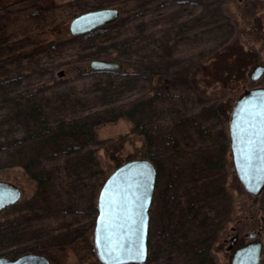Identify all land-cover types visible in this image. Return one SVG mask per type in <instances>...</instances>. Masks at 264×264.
Segmentation results:
<instances>
[{
  "label": "rangeland",
  "instance_id": "obj_1",
  "mask_svg": "<svg viewBox=\"0 0 264 264\" xmlns=\"http://www.w3.org/2000/svg\"><path fill=\"white\" fill-rule=\"evenodd\" d=\"M120 3L125 5L121 20H114L109 32L95 40L66 32L75 15ZM31 5L43 6L45 23L24 15ZM41 28L45 44L29 46L26 58L13 59L0 70L7 77L16 73L21 78L15 83L19 92L33 93L51 114L88 116L96 124V139L87 143L85 152L91 151L96 160L76 171V159L67 161L62 146L48 144L38 155L49 172L44 186L14 164L17 159L9 157L8 150L1 151L0 179L17 183L23 195L0 211V256L36 252L47 255L51 264H102L94 250V223L104 174L119 161L150 153L159 169L150 208V252L141 264H231L233 248L228 247L234 235L241 244L259 231L257 238L264 243V190L254 196L244 188L228 140L235 100L245 89L264 85V74L257 80L250 76L254 66L264 63V0H0V39L19 47L36 39ZM105 49L129 67L131 84L123 87L119 103L153 96L150 89L159 75L153 73L151 80L139 68L150 67L170 79L168 88L147 107L141 125L125 117L103 121L101 106L86 105L100 93L95 91L99 82L116 78L88 68L89 52ZM6 88L0 87V121L9 113L8 106L3 107ZM9 125L0 122V129L9 130ZM15 127L16 137H22V126ZM167 135L178 139L180 151H165ZM205 159L223 162L210 167ZM189 205H194L193 219L184 215ZM171 220L178 228L171 227ZM165 229L176 236L177 230L180 235L187 232L195 250L184 248L186 242L178 236L181 247L165 250L170 243ZM201 250L205 258L198 261Z\"/></svg>",
  "mask_w": 264,
  "mask_h": 264
},
{
  "label": "water",
  "instance_id": "obj_2",
  "mask_svg": "<svg viewBox=\"0 0 264 264\" xmlns=\"http://www.w3.org/2000/svg\"><path fill=\"white\" fill-rule=\"evenodd\" d=\"M115 6L89 9L75 15L69 24L73 35L90 32L119 17ZM117 59L94 57L88 61L91 70H120ZM64 71H59L58 76ZM264 65L254 66L250 76L257 80ZM232 156L237 176L249 194L264 190V85L253 86L239 94L229 122ZM158 170L148 157L129 159L118 165L103 181L98 194L94 227L95 248L104 264H141L148 256L150 208ZM23 195L17 183L0 179V211L16 204ZM259 231L250 240L235 247L237 235L231 238V264H261L264 243ZM142 246L143 256L129 255L128 249ZM0 264H51L43 253L27 252L15 258L0 256Z\"/></svg>",
  "mask_w": 264,
  "mask_h": 264
},
{
  "label": "trees",
  "instance_id": "obj_3",
  "mask_svg": "<svg viewBox=\"0 0 264 264\" xmlns=\"http://www.w3.org/2000/svg\"><path fill=\"white\" fill-rule=\"evenodd\" d=\"M123 3H120L119 7H117L119 8V11L122 12L125 10V5H123ZM23 12L24 15L30 18L34 17L35 19H38L39 22L40 20L43 22L45 20L44 18L45 9L43 8V6H39V5L27 6V9H24ZM120 15L121 14H119V17L116 19V21L121 20ZM112 23L113 22L105 24L90 32H86L79 35H73L71 33L69 27L70 23L65 29H67L66 32L71 33V35H73L74 37L86 36L92 38V40H95L96 37L99 34H101V32L103 31L109 32L108 26H111ZM41 29L37 34H35L37 35L35 36L36 39L30 40V38H28L29 35H27V40L28 41L30 40V43L22 44L19 47H16L17 43L12 44L8 42L7 39H0V67L6 63L11 62L13 59L15 61H20L26 58L29 53L28 52L29 46H31V48H37L39 46L44 45L45 44L44 42L47 40V37H43V35L46 33V31L43 28ZM60 30H62V28ZM92 45L95 46L96 42ZM126 49L128 50L129 48L127 47ZM89 54H90L89 56H91L89 57V59L94 57L114 59L113 52L107 51L106 49L105 51L100 50L99 52L90 51ZM101 54H103V56H101ZM243 60L245 59L243 58ZM128 68H129L128 65L126 63H123V67L120 70H101L102 72H106L107 74L111 73L116 75V78L115 76L111 77L103 85L99 82L95 88V91L100 93H96L92 97L93 100L87 99L86 105L92 107L101 106L104 109L103 115L105 118L103 121H107V120L113 121L120 117H125L136 122V125L143 124V120L145 117L144 115L146 113L149 104H151L153 100L158 98L159 95H162L161 94L162 90L164 88H168L169 86L170 79L165 74L163 75L158 71L156 72L155 70L149 69L150 67H146L143 71L140 70L139 68L138 71H140L141 74L144 73V76L149 75L151 80L153 77L152 75L153 73L159 75L158 80H156L158 81L157 84L152 86V88L150 89L153 93V96L149 98L147 95H141L136 101L132 100L129 101V103L127 102V104L119 103L121 102V99H119V97L125 94L123 87L131 84V80H132L130 79L131 76L129 77L127 76ZM148 71L150 72L148 73ZM219 72L222 73L220 69L217 70L215 69L216 74H219ZM226 72L224 71L223 75ZM231 73L234 74V71ZM4 74H6V76ZM13 74L14 75L7 77L9 76L8 73L0 70L1 90L5 89L6 88L5 86L8 84V88H6L7 92H5V95L8 94V96L5 98L6 101H4L5 104L3 105V107L8 106L9 108V113L7 112L6 114H4L3 119L0 122L1 124L5 123L6 121L11 123V125H9L10 126L9 130L5 129V127L0 129V133L4 134V135L0 134V152L8 150L7 153L9 157L17 159V161L14 164L24 167V169L33 178L37 179L39 183L44 186L45 183L49 180V172L45 170L44 167L42 166L41 160L38 157V155L39 152L41 151V148H45L48 144L54 143L58 148L62 146L61 149L60 148L59 149L62 155H66L67 161L72 163V161L76 159V162H79L81 165L79 163L74 164L73 168L75 167L74 168L75 170L80 167L83 169L87 166V164L94 162L96 160L95 159L96 157L92 154L91 151L85 152V146L87 145V143L90 144V142L96 139V131H95L96 124L90 123L88 121L89 118L88 116L87 118L86 117L70 118L67 116L66 117L63 116L62 113L58 114L57 116L53 115V113L51 114L50 112H48V110L44 108L42 102L38 101L36 98L34 99L33 93L31 94V92L29 91H26V93L19 92L20 89L17 88V84L15 83H19V81H21V78L17 76L16 73ZM213 74L214 72L212 71L211 75ZM123 77H125L126 79ZM119 78L125 80L120 81ZM54 110H59V109H54ZM54 110H53L54 114H57L55 113L56 111ZM183 114L184 117H186L185 116L186 112H184ZM17 124H20L22 126V131L24 133L22 137H16L15 135L14 130L16 128L15 125ZM6 130H8L9 132L5 134ZM145 134H147V131H145ZM170 150L173 152L180 151L178 145L171 147ZM145 155H146L145 157H149L151 160H153L157 168L159 169V164L154 158V155L151 153L148 156L147 154ZM82 157H84L83 158L84 160H82ZM123 162L125 161H119L118 165H120ZM213 163L214 162L212 160L205 159V164L209 165L210 167L215 166ZM78 170L79 169H77L76 171ZM107 176L108 174H104L103 181ZM188 238L189 236L187 232H185L184 241L186 242ZM185 245L186 247H188V249L191 248L195 250L194 247H191L189 242H186ZM203 249L204 247L202 248V250ZM202 250L200 251V253H198V256H196L199 259L198 261H203V258H205V255H201ZM196 252L197 250L195 251V253Z\"/></svg>",
  "mask_w": 264,
  "mask_h": 264
},
{
  "label": "flooded vegetation",
  "instance_id": "obj_4",
  "mask_svg": "<svg viewBox=\"0 0 264 264\" xmlns=\"http://www.w3.org/2000/svg\"><path fill=\"white\" fill-rule=\"evenodd\" d=\"M263 65H264V63H263ZM230 120V119H229ZM228 140L230 141V149H231V140H230V135H229V133H228ZM175 145H178V139H176V138H174L172 135H167V137H166V140H165V148H166V150L165 151H171L170 150V148L171 147H173V146H175ZM226 149H227V146L226 145H223V147L221 148V151L224 153V156H225V152H226ZM172 153H176V152H173V151H171ZM231 152H232V149H231ZM172 153H170V155L172 156V155H174V154H172ZM168 156H169V153L167 154ZM178 157V156H177ZM214 163V165L215 166H218V164L220 165V164H222V162H223V160H217V161H215V160H212ZM156 165V164H155ZM157 170H158V168H157ZM158 176V175H157ZM173 184H175V182H172ZM156 188V187H155ZM176 194H174V198L173 199H175L176 197ZM192 206H194V205H189V207H187L186 208V210L184 211L185 212V216L187 215V216H189L191 219H193L194 218V216H195V212H194V210H193V208H192ZM96 208H97V205H96ZM175 210L174 208H171V210H169L170 211V213L171 214H173V213H175V211H173V210ZM95 221H96V218H95ZM167 223V222H166ZM170 223H171V227L172 228H178V226L176 225V224H174V221H170ZM94 227H95V223H94ZM149 228H150V224H149ZM171 228V229H172ZM150 230V229H149ZM179 230H180V227H179ZM179 230H177L176 232L178 233V238H180L181 240H184V235H185V233L184 232H182L181 233V235L179 234ZM165 233H164V235L166 236L165 237V239H169L170 238V243H169V246H166V249L165 250H172L171 249V247H177V246H180V244H179V240L177 239V236L175 235V233H174V230L172 231V230H170V231H167L166 229H165V231H164ZM149 233H148V256H147V258L149 257V252H150V239H149ZM237 237H238V235H237ZM175 240L177 241V242H175ZM180 240V241H181ZM176 244H175V243ZM187 242V241H186ZM238 244H240L239 243V240L237 239V242L235 243V247L238 245ZM94 245H95V240H94ZM181 247V246H180ZM184 248H186V246H184ZM231 250H232V248H230ZM229 249V250H230ZM94 250H95V253H96V255H97V257H98V254H97V251H96V248H95V246H94ZM230 252H232V251H230ZM21 255V254H20ZM17 257V256H16ZM48 257V256H47ZM98 259L100 260V258L98 257ZM101 261V260H100ZM51 262V261H50ZM102 262V261H101ZM103 263V262H102ZM230 263H231V260H230Z\"/></svg>",
  "mask_w": 264,
  "mask_h": 264
},
{
  "label": "snow or ice",
  "instance_id": "obj_5",
  "mask_svg": "<svg viewBox=\"0 0 264 264\" xmlns=\"http://www.w3.org/2000/svg\"><path fill=\"white\" fill-rule=\"evenodd\" d=\"M128 251V254L131 256V255H135V256H140L142 257L143 256V248L142 246L138 249H135V248H130L127 250Z\"/></svg>",
  "mask_w": 264,
  "mask_h": 264
}]
</instances>
